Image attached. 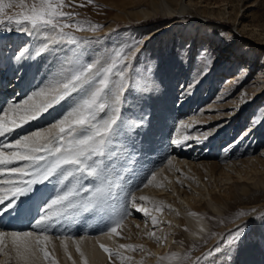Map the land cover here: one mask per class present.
<instances>
[{
  "label": "rangeland",
  "instance_id": "1",
  "mask_svg": "<svg viewBox=\"0 0 264 264\" xmlns=\"http://www.w3.org/2000/svg\"><path fill=\"white\" fill-rule=\"evenodd\" d=\"M165 1L174 7L179 0H93L91 4L88 3V0H74V2L66 0L70 6L63 10L76 13V21H87L89 24H98L101 27L96 30H91L89 27L84 31L66 29L69 36L63 41H54V43L57 42L53 52L55 69L52 74L44 75L38 80L44 86L63 66L70 67L77 61H103L110 58L115 50L119 48L127 50L129 46H133L131 52H134L135 55H129L127 63L121 65L125 71L123 79L126 87L120 110L126 123L119 139L112 146V151L106 157V159L111 160L108 169L111 177L119 176L120 178V187L123 189L120 193L121 198L125 193L129 195V199L131 194H135L137 197L141 196L142 189L145 188L143 185L147 183L152 173H156L158 176L156 183L152 184L154 187H151L155 192L160 191L163 197L168 196L167 193L169 195L171 193V196L178 198L180 195L177 192L180 191V187L193 189L191 182L195 184L194 181L203 180L206 184H210L212 180L209 178L210 170L205 166L197 169L199 168L196 167L197 165L194 167L188 165L191 182H186L184 177L178 176L172 181L173 184L170 183L171 175L169 172L171 169L168 168L170 166L174 168V165L179 161L178 159L184 158L187 161H192L191 166L194 163L202 164L208 161L220 162L221 165H224L225 163L230 164L232 159L247 157L248 155L243 153L248 148H251V153L254 154H259L264 149V47H257L256 50V47L244 38L253 35L256 37L264 36V0H253L254 5L247 9L242 6L243 0H232L234 5L231 10L229 0H201L198 2L199 6L197 5L193 11L177 12L176 9L173 12L175 13L173 17L166 15L167 12L164 11L166 8ZM28 2L31 3V0ZM79 5L84 6L80 7ZM155 7H159L158 11ZM202 7L204 11L201 9ZM207 9L212 10V13L208 12ZM21 10L18 7H13L7 12L11 15ZM242 12L245 13V16H242ZM229 15L232 17L229 18ZM239 20H243V23L248 25L244 32L236 33L238 39L232 38L234 34H232L233 32L228 34V29H232V24H237ZM162 25H165L166 28L158 30L165 27ZM252 25H255L262 34L250 33L248 28ZM0 29L3 30L4 35H9L2 44L0 43L2 48L0 58H2L21 50L19 43L11 45L14 41L12 35L20 31L19 34L27 32L31 28L30 25H24L21 29L15 24L3 22L0 23ZM46 31L48 32V30L42 32L45 33ZM234 39H237V43L234 42ZM244 41L250 43L248 49L243 47L245 46ZM238 46L239 49H243L239 51ZM231 49L234 50L227 55L225 52ZM237 51L239 54L235 55ZM219 68L224 69L221 71L218 70ZM232 74L235 78L234 80L230 79L228 83L227 78ZM113 81L114 86L118 85L120 78L114 75ZM36 87L38 89L41 86ZM36 87H32L30 94L33 90L35 91ZM190 87L194 93L184 102L183 108L181 106L182 92L184 93ZM195 97H198L200 102L193 106L191 99ZM157 99H161L158 101L159 105ZM206 102H218L217 108L220 110L218 113H226L227 116L219 115L212 118L214 116L211 115H215V110L218 109H210L211 106L207 107ZM70 103L71 101H67L59 107H62L64 112ZM165 103L166 105H164ZM170 109H172L171 112ZM61 112L54 108L48 113V118V115L45 114L40 120L30 124L38 123L35 124V128L47 127L49 123L54 122V118H59L63 114H60ZM172 113L174 114L171 115ZM229 113L232 114L230 117ZM200 114L206 120L196 124L193 118L200 116ZM209 118L212 119L209 120ZM163 121L165 125L159 131L158 136L156 135L158 130L155 129ZM133 122H142V126L135 127ZM213 127H215L213 133L205 138V134H208V130L213 129ZM249 128L250 130L247 131ZM253 128L254 130H252ZM258 129L259 132H257ZM185 135L189 138L184 139ZM173 138H180L183 140V144L181 146L174 145L172 143ZM157 150H161L160 153ZM222 156L226 160L221 159ZM169 160L172 161L170 166L167 165L171 162ZM139 173V177L136 178L135 175ZM128 178L135 180L128 184ZM157 184H161L160 189ZM201 186L204 187L203 184ZM220 188L227 189L224 186ZM215 191L218 193L217 188ZM230 193L231 195H225L222 198V215L213 213L209 208L210 205L204 204L205 207L202 212L208 220L212 221L211 232L216 237L212 247H206L208 244L205 242L206 239L203 242H199L197 239L188 240L183 237V234L176 238L183 251L180 253L181 264H196L197 258H199V264H242L244 261L242 251L247 249H249L250 254L257 258L247 264L253 262L264 264V242L258 236L256 237L257 234L254 231L258 225L264 232V198L261 197V200L242 205L233 197L239 193V188L234 186ZM157 200L165 201L163 198ZM168 203L170 204V202ZM148 206L151 207V205ZM129 211L131 214L125 217L122 228L118 229L122 232L123 238L115 236L117 237L116 242L111 248L124 244L122 243L125 242L123 239H128L129 241H126L128 244L143 245L144 250L151 253L152 251L145 241H136L133 238L140 239L144 235L147 236V232L155 231L156 235L164 241L168 234L171 236L177 234L173 228L166 226L169 225L171 219L166 216L162 217L163 212H153L161 223L154 228L150 218H145L139 212L138 215H140L136 216L135 222L133 220L135 210L129 207ZM96 213V221L102 227L103 221L107 218L101 219L103 213ZM238 213H243V215H238ZM90 214L83 213L77 221H88ZM166 214L168 215V213ZM241 218H244V221L241 222ZM66 221H64L65 224L62 222L61 227L67 226L70 222ZM237 221L240 222L235 224ZM130 223H133V227ZM93 224L91 225L93 226ZM238 225L244 226V234L238 243L229 245L227 243L230 238L229 232ZM227 226L231 227L227 228L226 233H224L222 229ZM90 231L80 230L78 232L89 234ZM99 231L94 230L93 232L96 235ZM57 234L58 236L65 235L60 230ZM94 234L92 236H95ZM50 235L53 237V233ZM201 239L203 238L201 237ZM197 242L199 243L196 247ZM125 254L133 257V264L134 262H141V259L135 256L134 251H125ZM157 257L159 258V256ZM105 264H110L108 257ZM116 264H119V261H116ZM161 264H177V262L174 259L173 262L164 260L161 261Z\"/></svg>",
  "mask_w": 264,
  "mask_h": 264
},
{
  "label": "snow or ice",
  "instance_id": "2",
  "mask_svg": "<svg viewBox=\"0 0 264 264\" xmlns=\"http://www.w3.org/2000/svg\"><path fill=\"white\" fill-rule=\"evenodd\" d=\"M88 3H93V0H88ZM69 6L66 0H31V3L28 0H0V23L15 24L21 29L24 25H30L33 34L48 30L45 35L50 34L51 39L41 49L42 53L54 41H63L68 37L66 29L84 31L89 27L91 30L101 27L87 21H76V13L63 10ZM13 7L22 10L8 14L7 10ZM131 47L127 50L119 48L103 61H77L70 67L63 66L25 100L0 106V219L12 212L19 213L24 202L37 194L42 196L43 205L37 206V216L33 218L30 230L0 231V254L6 257L0 264H59L55 248L50 247V233L66 220L76 223L83 213H103L101 219L108 220L107 231L103 235L112 239L114 235L123 238L118 229L122 228L125 217L131 214L129 207L150 218L154 228L160 221L153 212L160 213L164 208H172L163 201H150L144 195L137 197L131 194L129 199L125 193L121 198L123 189L120 178H112L108 171L111 160L106 157L126 123L120 110L126 87L123 79L125 71L121 65L127 63L129 55H135ZM114 75L120 78V83L115 86ZM67 101H71L68 109L47 127H39L13 138L17 136L18 129L40 120L50 110ZM133 124L135 127L142 126V122ZM188 138L185 135L184 139ZM172 143L181 145L183 140L173 138ZM155 178L156 173H152L143 186L156 183ZM49 184L54 194L42 192ZM148 204L151 207L146 206ZM244 231V226L238 225L229 232L227 243H238ZM200 232H204L203 227ZM146 235L163 242L155 231H149ZM56 239L71 264L77 262L69 250V242L75 247L80 264H89L81 248V241L85 237L77 239L65 235ZM95 242L107 254L110 264H116V261L119 264H133V257L126 255L125 251L143 250V245L129 243L110 248L99 238ZM172 259L181 264V254L178 253L159 257L157 264ZM196 264H199V258Z\"/></svg>",
  "mask_w": 264,
  "mask_h": 264
},
{
  "label": "bare ground",
  "instance_id": "3",
  "mask_svg": "<svg viewBox=\"0 0 264 264\" xmlns=\"http://www.w3.org/2000/svg\"><path fill=\"white\" fill-rule=\"evenodd\" d=\"M199 1H201V0H179L177 2L176 6H174V7H172L168 1H165V7L166 8L164 11L167 12L166 15H168L169 17H173V16H175V13H173V12L176 9L178 10L177 12H182L184 10H190V11L192 10L193 11V9L198 5ZM229 1H230V10H231V8L234 4H233L232 0H229ZM243 1L244 2L242 4V6L244 7V9H247L248 7L254 5L253 0H243ZM155 8H157V7H155ZM158 8H157V11H158ZM163 8H164V6H163ZM201 9L204 11L203 7ZM164 11H162V12H164ZM205 12H207V11H205ZM208 12L212 13V10H208ZM242 16H245L244 12H242ZM228 17L230 18L232 16L229 15ZM235 18H236V15H235ZM232 22H233V20H232ZM237 22H238L237 24H232V29H230V30L228 29V34H231V32H233L232 34H234V36L231 35V36H233L232 38L238 39L239 37L237 36L236 33L241 32V31L244 32V30H246V26L248 24L243 23V20H239ZM166 25L168 26V23ZM162 26H165V25H162ZM164 28H166V26L161 28V29H158V30H163ZM248 30L251 31L250 33H253V34L256 33V35L262 34L261 31H259V29L255 27V25L250 26L248 28ZM19 33L12 35V40H14V41H13V44H11V43L10 44L11 45H14V44L17 45L19 43L21 46V50L19 52H16L15 54L11 53L7 57L3 56L0 59L1 60L0 70L2 69L1 75H4L3 81H6L8 79L7 87H8V85H9V87H8V90L6 92H8L10 89H12V85L17 81V79L14 83H13V81H11V78L13 76H15L16 73H17V77H19V79H20L19 84L17 86H15L14 89L11 90V92H10V94H12L15 91L13 97H15V96L17 97L14 100V102H17V103L25 100L29 95H31L30 92L27 94L28 84L34 83L36 79L39 80L40 77H42L44 75L48 76V74L49 75L52 74V71L55 69V62H54V56L55 55L53 54V52L55 51L56 43H57V42L56 43L53 42L45 51H43L41 53V49L44 47L45 44L48 43V40L51 39L50 34L47 37H46L45 33H43L42 31L40 32V34H33L31 29L28 30L27 32H22L21 34H19ZM251 36H252V34H251ZM6 37H9V35H4L3 30L0 29V43L1 44L4 42ZM252 37H254V38H252ZM252 37L245 36L244 38L246 40L250 41V43L256 47V50H257V47H264V38H263L264 36L262 37V35H261V37L260 36L256 37L253 35ZM237 39L236 40L234 39L235 40L234 42L237 43ZM248 41H244L245 46H243L247 49L250 47V45H249L250 43ZM241 49H243V48H241ZM241 49H239V46H238V50L241 51ZM0 50H2L1 46H0ZM232 50H234V49H231L225 53L228 55L229 53H231ZM250 50H251V48H250ZM250 50H249V52H250ZM38 53H41V54H38ZM237 54H239L238 51H237V53H235V55H237ZM0 56H1V53H0ZM51 65H53V66L51 67ZM222 69H224V68H219L218 70L223 71ZM24 70H25V73L23 74ZM234 78H235L234 74L229 75L227 78V82L229 83L230 79L234 80ZM22 85L25 86L24 92L21 94H18L19 93L18 88ZM37 86L42 87V84L40 82H38ZM191 88L192 87L187 88L184 93L182 92L183 100L181 99V101H182L181 106L184 105V102L187 99L192 97L194 90H192ZM2 89H3V87H0V106H6L9 102H12L13 99L5 98V100H4L3 99L4 91H2ZM31 89H32V87L29 89V91H31ZM169 89H171V88H169ZM36 90H37V87H36L35 91ZM33 92H34V90H33ZM186 94H187V96H186ZM168 97H170V96H168ZM163 98H165V97H163ZM166 98H167V96H166ZM167 99H169V98H167ZM160 100L161 99L156 100L158 105H159L158 101H160ZM164 100H166V99H164ZM166 102H168V101H166ZM191 102H193L192 105L195 106L197 103L200 102V100L198 97H195L194 99L193 98L191 99ZM229 103H231V102H229ZM205 104L207 107L211 106L210 109L213 108L215 110V108H217L218 102H215V103H210V102L207 103L206 102ZM160 105H161V103H160ZM164 105H166V103ZM164 105H163V107H164ZM55 108H56V110L62 111L60 114L63 113L62 107L60 108L58 106V108L57 107H55ZM183 108H184V106H183ZM218 110H215V115H211V116H214L212 118H215L219 115H221L222 117L227 116L226 113H222V114L218 113V112H220V110L219 111ZM171 111H172V109H170V112ZM173 114L174 113H172L171 115H173ZM231 115L232 114H230L229 117ZM201 116L202 115L200 114V116H195L193 118V120L195 121L196 124L202 120H206L205 117H201ZM212 118H209V120ZM217 120H219V119H217ZM194 121H193V123H194ZM164 125H165L164 121L159 123L158 127L155 129V130H158L156 135L159 134V131L162 130ZM40 127H42V126H40ZM214 128L215 127H213V129L211 128L210 130H208L210 133L207 132L208 133L207 135L212 134L213 131L215 130ZM36 129L37 128H35L34 130H36ZM31 130H33V129H31ZM249 130H250V128L247 131H249ZM252 130H254V128ZM251 131H250V133H251ZM225 132H224V134H225ZM257 132H259V129L257 130ZM154 133H153V136L155 135ZM197 134H199V133H197ZM227 134H229V133H227ZM151 136H152V134H151ZM213 140H214V138H213ZM182 148H184V147H182ZM252 148H253V146H252ZM178 150H179V148H178ZM160 151L161 150H157L158 153H160ZM180 151H182V150H180ZM251 152H252L251 148H248V150H245V152L243 153L245 155H248L247 157L232 159V161H231L232 163L231 162H230V164L225 163L224 165H221L220 162L218 163V162H209L208 161V162H204L202 164H200L199 162L194 163L191 166L192 161H187L186 159L182 158V159H178L179 160L178 162L176 161L177 164H175V165L173 164L174 165V168H173V166H170L172 164V161L169 160V162L170 161L171 162H170V164H167V165L170 166V168H168V169H171V171L169 172V174L171 175V177L169 178L170 183H172V181L174 179H177L178 176L184 177L186 182H191V179L189 178V176H190L189 175V168H187L188 165H189V167H194V165H197L196 167H199L197 169H200V167L205 166V168H208V170H210L209 178H212V180H211L210 184H206V182L203 180L194 181L195 184H197V185H195L194 183L191 182L193 189L187 188V187H186V189H184V187H180V191L177 192L180 195L178 198L171 196L172 195L171 193H170V195L167 193L168 196L165 195V197H163L162 196L163 194L160 191L155 192L151 188V187H154L153 185H149L148 187H145L142 189V191H143L142 195L149 197L150 201H152V200L159 201V200H157L158 198L159 199L163 198L165 200V201H163L165 205H168L169 204L168 202H170V205L172 204L176 207L175 208L174 206H172L171 209L164 208V210L162 211L164 213V214H162V217L166 216L167 218L169 217L171 219L170 223L168 222L169 220H167L169 225L167 224L166 226H168V228H170V227L173 228L177 234L175 233L176 234L175 236H171L170 234H168V236L164 239V241L162 243L157 242L154 238H150V237L145 236V235L142 236L140 239L133 238L136 241L137 240L145 241L146 244H148L149 249H151V251H152L150 253V251H145L144 248H143V250H140V251H134L135 256L138 259H141L140 264H157V260H158L157 256L161 257V256H165L166 254H169V253H178V254L182 253L183 252L182 247L179 244V241L176 239L178 236L181 237L182 234L184 235L183 237H185L188 240L189 239H197L199 242H203L206 239L205 242L208 243L206 245V247H212L213 242L216 241V237L211 232V226L213 225L212 221L208 220L202 212V211H204V207H205L204 204H206L207 206L210 205L209 208L213 213H217V214L222 215L223 214V207L221 204L222 198L225 197V195H231L230 191L233 190L234 186L239 188V193L233 197L235 198V200H238V202L241 203L242 205H246L248 202H253L255 200H261L262 198H264V149H262L259 154H254ZM183 154H185V153H183ZM222 158L225 159L223 156L221 157V159ZM157 178H158V176H156L155 180ZM208 181H210V180L208 179ZM201 184H203L204 187L201 186ZM159 185H161V184H159ZM181 186H182V184H181ZM221 186L227 187V189L220 188ZM159 187L160 186H158V188ZM158 188L157 189L155 188V189L158 190ZM215 188L218 189V193H216ZM151 194H152V196H151ZM230 197H232V196H230ZM32 200L35 201L34 197L32 198ZM148 205H150V204H148ZM138 213L139 212H137L136 210L134 211V213H133V216H134L133 220L134 221L137 220V217L140 215V214L138 215ZM166 213H168V215ZM177 213H179V214L177 215ZM190 213H195L196 215H190ZM24 215L27 218H29L31 214L30 213H28V214L24 213ZM36 216H37V211H36V214L34 215V217H36ZM142 216H143V214H142ZM34 217L31 218L32 221H33ZM240 221L241 222L244 221V218H241ZM240 221L235 222V224H237ZM66 222H69V221H66ZM64 224H65V222H64ZM68 224H67V226L64 225L63 227L60 226L61 228H59L58 230H60L61 233H63V234L66 232L65 235L73 236V237H76L77 239L81 236L85 237V239L83 241H81V248L83 251H85V253L88 257V260H89V264H105L106 259H107V254L99 248V245L96 244L95 240H96V238H99V240L102 243L106 244L108 247L111 248L113 243L116 242L117 237H115V235H114L112 237V239H109L107 236L103 235V233L107 231V228H105L104 230H100L98 234H96V235L94 234L95 236H89L88 237V234H86L85 232L79 233L80 231L78 232L76 227H74L72 225V223L69 225ZM130 225L133 227V223H130ZM186 227H189V228L186 229ZM201 227H203L204 231L208 232V233L200 232ZM229 227H231V226H227L226 228L222 229V231H224V233H226V230ZM58 230H57V232H58ZM0 231H2V230H0ZM254 231H256V233H255V234H257L256 237L258 236L259 238H261V239L263 238V240H264V237H263L264 232H262L261 228L258 225L255 227ZM8 232H11V231H8ZM87 232H88V230H87ZM179 233H181V234H179ZM192 233H197V235L194 236ZM201 237L203 239H201ZM123 240H125V242H122V243L128 244L126 242V241H129L128 239H123ZM136 241H134V242H136ZM199 242H197L195 244L196 247H197V244ZM51 245H52V247L55 248V251H56L55 254L59 260V264H71V261H69L64 256L63 250L60 247V243H59L58 239L52 237V244ZM69 250L72 253L73 259L76 260L77 264H80L79 255L75 252V247L73 245H71L70 242H69ZM242 255L244 258V261L242 264H245V263L247 264L251 260L257 259L254 255L250 254L249 249L242 251ZM141 256H143V258H141ZM5 259H6V257L4 255L0 254V262L4 261ZM171 261L173 262V259ZM13 264H14V262H13ZM134 264H136V263L134 262ZM249 264H258V262L257 263L253 262V263H249Z\"/></svg>",
  "mask_w": 264,
  "mask_h": 264
}]
</instances>
